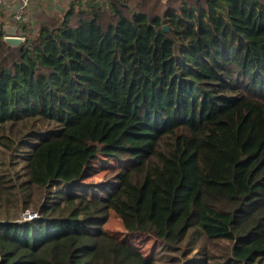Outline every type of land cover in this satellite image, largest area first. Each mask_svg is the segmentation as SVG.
<instances>
[{
  "label": "trees",
  "instance_id": "obj_1",
  "mask_svg": "<svg viewBox=\"0 0 264 264\" xmlns=\"http://www.w3.org/2000/svg\"><path fill=\"white\" fill-rule=\"evenodd\" d=\"M6 35L0 264L264 263V0L72 4L17 47ZM85 118L105 162L65 182ZM134 177L135 228L159 253L104 228Z\"/></svg>",
  "mask_w": 264,
  "mask_h": 264
},
{
  "label": "rangeland",
  "instance_id": "obj_2",
  "mask_svg": "<svg viewBox=\"0 0 264 264\" xmlns=\"http://www.w3.org/2000/svg\"><path fill=\"white\" fill-rule=\"evenodd\" d=\"M100 1L105 3V0ZM93 4V2L86 3L85 0H83L80 5L78 4V6H80L82 9H87L90 5ZM38 25L39 24H36V26H31L35 31L30 30V35L34 36L37 33L39 29ZM8 26L9 24H5L3 26V29L4 33L10 35V33H13L12 31L14 30H11V28ZM96 123V118H85L80 123L66 129V133L71 134L77 139V141L74 144L75 157L73 161L69 165H67L65 173L63 175L64 178H61L63 181L66 182L72 178H79L80 173L82 172V170H84L89 160H93L95 163H97V165L103 164L105 162L104 157L101 155H95L93 157V151H91L83 142L84 140L91 139L94 136ZM103 173V170L93 172L92 175L88 176L86 181H100L104 178ZM107 177L108 176H105V178ZM134 180L135 177L128 178L125 182L121 197L114 201L111 205L109 216L106 223L104 224V228L109 232L116 234V236H120V238L132 239L133 241H136L137 243L142 245V249L147 251L148 253L149 251H156L159 253V242H155L151 239V237L147 235H141L140 233H138V231H136L134 223V201L137 196V187L134 183ZM200 233L201 232L197 227H193L192 229H190L187 237L180 244L181 248L189 250V248L191 249L192 247H195ZM222 243L220 242L217 244H209L208 249L210 253L215 255L222 254L223 250L219 248V245H221Z\"/></svg>",
  "mask_w": 264,
  "mask_h": 264
},
{
  "label": "crops",
  "instance_id": "obj_3",
  "mask_svg": "<svg viewBox=\"0 0 264 264\" xmlns=\"http://www.w3.org/2000/svg\"><path fill=\"white\" fill-rule=\"evenodd\" d=\"M100 0H85L89 2H99ZM83 0H31L29 4L23 8L22 15L17 18L16 12L19 6L17 0H2L0 3V28L3 29L5 24H9L13 33L10 35L22 36L29 35V31L33 30L31 26L44 24L45 18L61 16L71 7L80 5ZM35 31V30H33Z\"/></svg>",
  "mask_w": 264,
  "mask_h": 264
},
{
  "label": "built area",
  "instance_id": "obj_4",
  "mask_svg": "<svg viewBox=\"0 0 264 264\" xmlns=\"http://www.w3.org/2000/svg\"><path fill=\"white\" fill-rule=\"evenodd\" d=\"M19 3V6L17 8L16 16L17 18H20L22 15L23 8L26 7L31 0H17ZM2 0H0V3ZM38 216V213L31 210H21L18 214L17 221L22 222L25 220H30Z\"/></svg>",
  "mask_w": 264,
  "mask_h": 264
},
{
  "label": "water",
  "instance_id": "obj_5",
  "mask_svg": "<svg viewBox=\"0 0 264 264\" xmlns=\"http://www.w3.org/2000/svg\"><path fill=\"white\" fill-rule=\"evenodd\" d=\"M164 31L167 32L168 28L167 26L163 27ZM6 44L12 47H17L20 45L21 42H23L24 38L22 36H14V35H6L3 37Z\"/></svg>",
  "mask_w": 264,
  "mask_h": 264
}]
</instances>
